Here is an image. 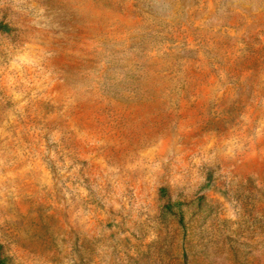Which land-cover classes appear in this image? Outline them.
Wrapping results in <instances>:
<instances>
[{
  "label": "rangeland",
  "instance_id": "374dc122",
  "mask_svg": "<svg viewBox=\"0 0 264 264\" xmlns=\"http://www.w3.org/2000/svg\"><path fill=\"white\" fill-rule=\"evenodd\" d=\"M0 259L264 264V0H0Z\"/></svg>",
  "mask_w": 264,
  "mask_h": 264
},
{
  "label": "trees",
  "instance_id": "16d2710c",
  "mask_svg": "<svg viewBox=\"0 0 264 264\" xmlns=\"http://www.w3.org/2000/svg\"><path fill=\"white\" fill-rule=\"evenodd\" d=\"M0 264H6V262L4 261V259H0Z\"/></svg>",
  "mask_w": 264,
  "mask_h": 264
}]
</instances>
